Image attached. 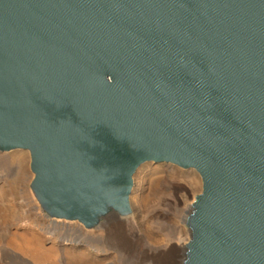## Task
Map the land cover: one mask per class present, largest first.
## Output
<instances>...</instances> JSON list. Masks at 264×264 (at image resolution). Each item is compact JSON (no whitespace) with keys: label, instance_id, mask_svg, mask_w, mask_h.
I'll return each mask as SVG.
<instances>
[{"label":"water","instance_id":"1","mask_svg":"<svg viewBox=\"0 0 264 264\" xmlns=\"http://www.w3.org/2000/svg\"><path fill=\"white\" fill-rule=\"evenodd\" d=\"M14 148L45 212L86 228L130 213L143 162L194 168L183 264H264V0H0Z\"/></svg>","mask_w":264,"mask_h":264},{"label":"rangeland","instance_id":"2","mask_svg":"<svg viewBox=\"0 0 264 264\" xmlns=\"http://www.w3.org/2000/svg\"><path fill=\"white\" fill-rule=\"evenodd\" d=\"M15 153H21L25 162L28 194L18 186L12 189L19 175L18 165L10 159ZM33 177L29 150H0V264H183L190 239L184 218L202 189L194 168L143 162L133 174L130 213L118 218L109 211L92 228L48 215L31 189ZM25 226L44 237L47 260L38 262L23 252L25 244L17 234ZM114 237L120 239L118 244L111 241Z\"/></svg>","mask_w":264,"mask_h":264},{"label":"bare ground","instance_id":"3","mask_svg":"<svg viewBox=\"0 0 264 264\" xmlns=\"http://www.w3.org/2000/svg\"><path fill=\"white\" fill-rule=\"evenodd\" d=\"M20 154L21 153H15L10 158L19 167V169H18L19 175L15 181L16 185H14V188H12V189H15V187L18 186V187H20V189L23 193L28 194L29 193V185H28V179H29L28 176L29 175H28V172H27V169L25 166L24 159L20 158L21 157ZM169 163H171V162H169ZM111 211H113L115 214H117L116 217H118V218H126V216H127V214L118 213L114 210H111ZM105 216H106V214H105ZM25 217L30 218V213L29 214L26 213ZM41 228L44 231L48 229V227L46 225L41 227ZM17 235H18V237H21L22 243L25 244L24 247L22 246L23 247L22 250L25 254L30 255V257H32L34 260H36L38 262H43V261L48 259L47 249L45 247H43V245H42V243L44 241V237L41 234H38L37 232L33 231L32 228L25 226L24 228H22V231ZM117 237H114V239L112 238L111 241L116 242L118 244L120 239ZM187 243H186V245H187ZM32 246H35V249H32L33 248ZM185 249H186V247H185ZM185 253H186V251H185ZM184 259H185V257H184Z\"/></svg>","mask_w":264,"mask_h":264}]
</instances>
